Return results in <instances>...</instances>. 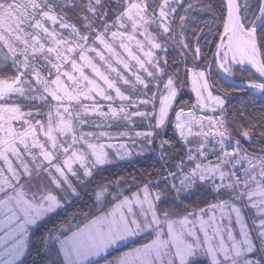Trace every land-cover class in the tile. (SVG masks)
Instances as JSON below:
<instances>
[{
  "label": "snow or ice",
  "instance_id": "obj_1",
  "mask_svg": "<svg viewBox=\"0 0 264 264\" xmlns=\"http://www.w3.org/2000/svg\"><path fill=\"white\" fill-rule=\"evenodd\" d=\"M205 262L264 264V0H0V264Z\"/></svg>",
  "mask_w": 264,
  "mask_h": 264
},
{
  "label": "trees",
  "instance_id": "obj_2",
  "mask_svg": "<svg viewBox=\"0 0 264 264\" xmlns=\"http://www.w3.org/2000/svg\"><path fill=\"white\" fill-rule=\"evenodd\" d=\"M240 79V76H239V74L237 75V80H239ZM243 94H241V93H236V94H234V99H232V104H238V102H239V99H240V97L242 96ZM183 99H185V100H188L189 98H191V99H193L194 100V96H193V94L190 92V90H189V87H186L185 89H184V91H183V97H182ZM121 167L123 168V167H128L130 170H131V167L132 166H130V165H124V164H122L121 165ZM113 170H115V169H113ZM205 264H206V262H205Z\"/></svg>",
  "mask_w": 264,
  "mask_h": 264
},
{
  "label": "rangeland",
  "instance_id": "obj_3",
  "mask_svg": "<svg viewBox=\"0 0 264 264\" xmlns=\"http://www.w3.org/2000/svg\"><path fill=\"white\" fill-rule=\"evenodd\" d=\"M194 95V94H193Z\"/></svg>",
  "mask_w": 264,
  "mask_h": 264
}]
</instances>
